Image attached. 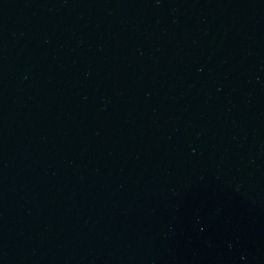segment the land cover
<instances>
[{"label": "water", "instance_id": "1", "mask_svg": "<svg viewBox=\"0 0 264 264\" xmlns=\"http://www.w3.org/2000/svg\"><path fill=\"white\" fill-rule=\"evenodd\" d=\"M0 264H264V0H0Z\"/></svg>", "mask_w": 264, "mask_h": 264}]
</instances>
